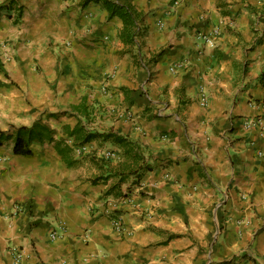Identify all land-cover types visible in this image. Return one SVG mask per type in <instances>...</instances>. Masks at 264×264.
I'll return each instance as SVG.
<instances>
[{"label":"crops","instance_id":"1","mask_svg":"<svg viewBox=\"0 0 264 264\" xmlns=\"http://www.w3.org/2000/svg\"><path fill=\"white\" fill-rule=\"evenodd\" d=\"M82 1L0 0V264H264V0Z\"/></svg>","mask_w":264,"mask_h":264},{"label":"trees","instance_id":"2","mask_svg":"<svg viewBox=\"0 0 264 264\" xmlns=\"http://www.w3.org/2000/svg\"><path fill=\"white\" fill-rule=\"evenodd\" d=\"M95 1V2H100L102 1L103 5L107 8V10L110 13V17L113 16H120L124 22L123 29L120 33L121 39L129 45H134L136 43V36L139 34V23H141L143 19V13L137 11L131 4L129 3H122L120 0H83L82 5L86 6L90 2ZM264 77V71L262 72V79ZM73 108H78V110L82 111V113L86 114L88 111L84 107H78V106H73ZM46 131V128L41 125V124H34L31 128L27 127H21L19 128L18 132V139L16 142L15 146V152L16 153H29L28 150L23 149V140H22V135H28V140H32L35 138H42L44 136V133ZM80 131H85L84 127H79L77 132ZM76 132V133H77ZM83 134V133H80ZM93 136H96V134L89 133V134H84L82 138V142L90 141ZM100 136H103L104 140H112L115 143L122 144L126 142L125 145L130 147L133 145L131 142L126 141V139L114 135L112 133H106V134H100ZM134 146V145H133ZM131 151H133V147L130 148ZM100 160V159H99ZM102 162V161H101ZM103 164H106V162H102ZM130 166H124V171L129 169ZM110 168V166H109ZM116 170V171H115ZM132 171V167L130 168ZM111 172H119V168H110ZM121 171V170H120ZM130 171V172H131ZM122 172V171H121Z\"/></svg>","mask_w":264,"mask_h":264},{"label":"built area","instance_id":"3","mask_svg":"<svg viewBox=\"0 0 264 264\" xmlns=\"http://www.w3.org/2000/svg\"><path fill=\"white\" fill-rule=\"evenodd\" d=\"M177 4H178V0H175L174 5H177ZM159 26H163V22L162 21L159 22ZM203 39L208 44L214 45L213 37L206 36V37H203ZM205 101H206V95H203L202 96V102H205ZM256 123H258V122H255L254 120H248V121H246V126L250 127V126L256 125ZM112 224H113L114 229L117 230L118 232H128V229L124 225L123 217L121 215L112 216ZM60 236L61 235H60V233L57 230H53L52 233H51L52 239H57ZM12 251H13L12 253H13L15 262L19 263L21 261V259H22V255H23L22 250L18 249V248H13ZM133 264H138V263H133Z\"/></svg>","mask_w":264,"mask_h":264}]
</instances>
